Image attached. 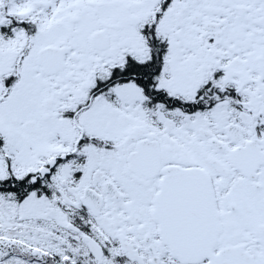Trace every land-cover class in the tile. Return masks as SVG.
<instances>
[{
  "label": "snow or ice",
  "instance_id": "6c2138e0",
  "mask_svg": "<svg viewBox=\"0 0 264 264\" xmlns=\"http://www.w3.org/2000/svg\"><path fill=\"white\" fill-rule=\"evenodd\" d=\"M0 264H264V0H0Z\"/></svg>",
  "mask_w": 264,
  "mask_h": 264
}]
</instances>
